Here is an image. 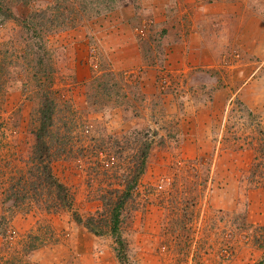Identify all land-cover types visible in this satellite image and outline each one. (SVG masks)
Segmentation results:
<instances>
[{"label":"rangeland","instance_id":"1","mask_svg":"<svg viewBox=\"0 0 264 264\" xmlns=\"http://www.w3.org/2000/svg\"><path fill=\"white\" fill-rule=\"evenodd\" d=\"M155 2L16 3L17 17L43 9L60 23L44 51L31 42L36 56L18 22L0 21V62L19 76L0 94V245H43L39 264H264V65L216 55L211 31L176 55L190 33ZM32 58L58 91L52 168L72 208H55L59 188L32 159L48 84L20 66ZM10 168L37 201L4 202Z\"/></svg>","mask_w":264,"mask_h":264},{"label":"trees","instance_id":"2","mask_svg":"<svg viewBox=\"0 0 264 264\" xmlns=\"http://www.w3.org/2000/svg\"><path fill=\"white\" fill-rule=\"evenodd\" d=\"M32 0H0V21H16L18 22L23 29L28 34V38L26 39L27 45L25 51L28 55H35L37 50L44 51V39L42 37V33L47 25L49 27H54L55 25L60 26V23H55L56 20H52L51 14L48 10H37L33 13V11L25 16L24 18L17 17L15 15L14 4L22 3L29 5ZM55 23V24H54ZM16 44V42H13ZM21 44V43H18ZM15 47V45H14ZM6 63V61H4ZM19 62V60H18ZM34 63V66H33ZM46 63L42 60H38L36 58H32L27 62H24L23 65L20 66L26 71L31 72L32 69H36V74L31 75L33 78H37V72L40 68L44 70L43 73V81L37 82L42 84L47 80L48 84L44 92H40L42 99L41 107H40V125L38 129L35 131L36 134V144L34 146V152L32 159L36 162V169H42L43 173L39 175H43V177H39L44 179L46 186L49 190L52 187L59 188L58 196L56 197L55 208H72L73 207V196L68 193L67 187L60 183V181L56 178L53 173L52 162L54 160L53 150L51 146H54L52 142L49 140V136L51 133V128L54 125V111L56 106L58 105L59 98L57 97V90L55 88L54 77L51 72L44 66ZM25 65V66H24ZM47 66V65H45ZM10 67H13L12 62L3 64L0 62V94L1 91H4L11 82L14 80H18L19 76L16 77L12 74ZM50 68V67H49ZM48 70V71H46ZM29 80V78H28ZM22 80L24 88L28 90L27 86H30V81ZM45 80V81H44ZM62 98H60V101ZM150 146V145H148ZM147 154V153H146ZM145 154V155H146ZM34 162V161H31ZM38 163V164H37ZM10 164H8L9 166ZM11 172L9 174V185L5 190L6 198L4 202H11L13 206H19L21 203L26 201L36 200L31 192V185H33V181H29V178L26 177V174L23 171L19 173L23 174L22 176L17 178L18 171L10 168ZM7 175V173H6ZM33 188H35L33 186ZM37 201V200H36ZM118 208V206H117ZM117 208L115 207V213H117ZM116 219H119V214L115 216ZM80 219V218H79ZM115 219V220H116ZM116 220V221H117ZM117 223V222H116ZM115 223V225H117ZM50 244V243H49ZM46 245V244H45ZM44 245V246H45ZM43 246V245H42ZM40 244H27L25 240L18 243L7 242L5 244L0 245V264H39L32 260V254L42 247ZM119 256L124 257V254L119 251Z\"/></svg>","mask_w":264,"mask_h":264},{"label":"crops","instance_id":"3","mask_svg":"<svg viewBox=\"0 0 264 264\" xmlns=\"http://www.w3.org/2000/svg\"><path fill=\"white\" fill-rule=\"evenodd\" d=\"M154 5L169 8L171 29L177 34L183 30L190 33V36L181 35L185 43L176 45V55L190 53L187 37L199 41L200 48L206 32L211 31L218 47L216 55H230L232 50L231 56L237 58L235 65L256 64L255 71L264 65V0H158ZM198 23L203 24L198 28ZM181 36L179 42H182ZM121 39L125 43L124 39L128 38ZM123 43L121 49L126 50ZM240 55L248 57V63H241Z\"/></svg>","mask_w":264,"mask_h":264},{"label":"built area","instance_id":"4","mask_svg":"<svg viewBox=\"0 0 264 264\" xmlns=\"http://www.w3.org/2000/svg\"><path fill=\"white\" fill-rule=\"evenodd\" d=\"M183 264H191V262H185V263H183Z\"/></svg>","mask_w":264,"mask_h":264}]
</instances>
